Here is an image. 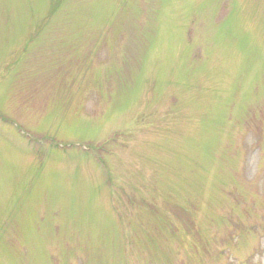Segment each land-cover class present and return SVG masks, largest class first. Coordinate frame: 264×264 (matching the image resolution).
<instances>
[{"label": "rangeland", "instance_id": "1", "mask_svg": "<svg viewBox=\"0 0 264 264\" xmlns=\"http://www.w3.org/2000/svg\"><path fill=\"white\" fill-rule=\"evenodd\" d=\"M0 264H264V0H0Z\"/></svg>", "mask_w": 264, "mask_h": 264}]
</instances>
